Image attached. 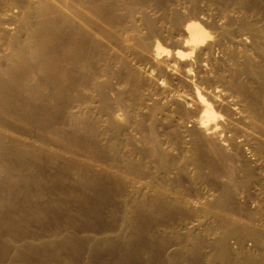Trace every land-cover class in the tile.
I'll list each match as a JSON object with an SVG mask.
<instances>
[{
  "label": "bare ground",
  "instance_id": "1",
  "mask_svg": "<svg viewBox=\"0 0 264 264\" xmlns=\"http://www.w3.org/2000/svg\"><path fill=\"white\" fill-rule=\"evenodd\" d=\"M0 264H264V0H0Z\"/></svg>",
  "mask_w": 264,
  "mask_h": 264
}]
</instances>
